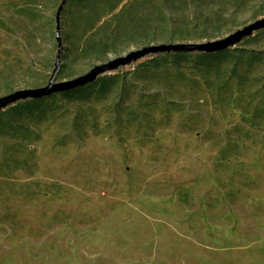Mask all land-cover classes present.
<instances>
[{"label":"rangeland","instance_id":"1","mask_svg":"<svg viewBox=\"0 0 264 264\" xmlns=\"http://www.w3.org/2000/svg\"><path fill=\"white\" fill-rule=\"evenodd\" d=\"M62 4L0 0V98L47 86L58 59L68 82L264 19V0H68L59 25ZM263 31L218 69L150 55L103 75L106 95L8 116L21 127H0V264H264Z\"/></svg>","mask_w":264,"mask_h":264},{"label":"water","instance_id":"2","mask_svg":"<svg viewBox=\"0 0 264 264\" xmlns=\"http://www.w3.org/2000/svg\"><path fill=\"white\" fill-rule=\"evenodd\" d=\"M68 0H63V4L58 12V24L60 25L61 13L65 8ZM264 30V19H260L251 23L250 25L237 30L236 32L226 36L222 39L208 41L203 43H163L146 46L142 49L132 51L127 55L118 57L109 62L100 64L93 68L89 73L78 77L68 82H57L58 74L60 72V62L58 59L57 68L52 75L49 84L43 88L20 90L10 95L0 98V112L6 108L15 105L18 102L41 99L52 96L54 94H61L66 91H71L79 87L87 86L96 82L100 77L107 73L119 70L120 68L132 65L139 60L150 56L174 52L186 53H209L215 54L229 50L240 44L246 38L255 34V32ZM58 36L60 40V26L58 27Z\"/></svg>","mask_w":264,"mask_h":264},{"label":"trees","instance_id":"3","mask_svg":"<svg viewBox=\"0 0 264 264\" xmlns=\"http://www.w3.org/2000/svg\"><path fill=\"white\" fill-rule=\"evenodd\" d=\"M165 55L173 56L175 60L178 62L193 56L192 53H186V52L166 53ZM231 55H232V51L229 49L224 52L215 53V54L201 53L197 55V57L199 58L201 64L204 65L207 69L214 70V69H218L221 66V64L225 60H227ZM153 62H154V67H157L159 65L158 64L159 59L154 58ZM112 79H114V77L111 76L100 77L96 82L92 84L79 87L71 91H66L61 94H63L64 96H68L73 93H82L86 95L89 93L91 94L92 89H94L96 85L100 84V88L97 91V94L106 95V93H108L109 91L107 85ZM56 95L57 94H54L52 96L41 99L25 100V102L11 106L10 109L7 110L6 112L0 113V127H2L1 131L8 133L11 130L17 131V129L21 127L20 125L15 124L12 121V119L8 117L10 115L22 117L27 114L29 117L32 118H45L52 108H48L47 106H44L45 104L43 103L46 101V99ZM4 113L6 114L7 118L2 117Z\"/></svg>","mask_w":264,"mask_h":264}]
</instances>
